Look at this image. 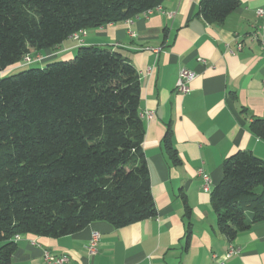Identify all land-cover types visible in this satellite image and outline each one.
<instances>
[{
  "label": "trees",
  "instance_id": "trees-1",
  "mask_svg": "<svg viewBox=\"0 0 264 264\" xmlns=\"http://www.w3.org/2000/svg\"><path fill=\"white\" fill-rule=\"evenodd\" d=\"M164 1L0 0V264L18 255L16 235L59 238L93 222L121 228L157 215L144 151L142 81L121 50L83 45L72 59L5 74L27 54ZM239 5L201 0L198 15L222 24ZM249 129L264 141V117ZM172 134L169 125L163 142L178 165ZM182 199L189 218L185 193ZM211 205L229 240L264 221V159L250 150L225 159Z\"/></svg>",
  "mask_w": 264,
  "mask_h": 264
},
{
  "label": "crops",
  "instance_id": "crops-1",
  "mask_svg": "<svg viewBox=\"0 0 264 264\" xmlns=\"http://www.w3.org/2000/svg\"><path fill=\"white\" fill-rule=\"evenodd\" d=\"M239 1L222 24H214L198 15L201 0H165L162 11L88 29L81 41L70 36L37 54L43 58L38 63L68 60L80 46H98L119 49L134 63L142 81L141 115L154 111L144 119V151L158 212L121 228L98 221L59 238L21 235L12 264H44V250L67 256L64 264H264V221L229 240L218 230L211 205L225 159L239 150L264 159V141L249 129L255 117H264V48L251 37L264 26V16L257 15L264 0ZM181 68L196 73L185 94L176 89ZM169 125L178 165L164 147ZM199 169L211 177L210 192ZM94 230L100 241L90 254ZM231 247L235 251L227 256Z\"/></svg>",
  "mask_w": 264,
  "mask_h": 264
},
{
  "label": "built area",
  "instance_id": "built-area-1",
  "mask_svg": "<svg viewBox=\"0 0 264 264\" xmlns=\"http://www.w3.org/2000/svg\"><path fill=\"white\" fill-rule=\"evenodd\" d=\"M162 9H163V6H162V4H160L154 8H150V9L145 10L140 15L143 14L145 16H149V15L155 13L156 11H162ZM167 14L171 17L174 16V13H171V12H168ZM257 15L263 17L264 16V9L263 8L258 9ZM86 33H87V30H85V29L80 30V31L72 34V37L78 41H81V37L83 35H86ZM130 33L132 35H134L133 32H130ZM251 37L255 40L256 39L260 40V42L264 48V26H260L259 31L254 32L251 35ZM238 47L241 48L242 43L238 42ZM31 58H32V56H31ZM31 58L29 56H27L26 60L27 59L31 60ZM202 62L206 63V60L202 59ZM195 77H196V73L194 71L187 69V68H181L179 71V76H178V80L176 83L177 91L181 94L188 93L191 90L190 84L195 79ZM153 115H154L153 110H146L142 114V117L146 120H150L153 117ZM199 174L203 180V189L207 192H210L211 191V183H212L211 177L207 173H205L202 169H199ZM20 237H21V235H16L14 239L17 241L20 239ZM99 241H100V233H99V231L94 230L92 232L91 241H90L89 246H88V250H89L90 254H96L97 248L99 245ZM234 251H235V249L233 247H231L227 256H230ZM67 260H68V257L65 255L57 256L49 250H44V261H45L44 264H64ZM213 264H224V260L219 259L218 261H216Z\"/></svg>",
  "mask_w": 264,
  "mask_h": 264
},
{
  "label": "rangeland",
  "instance_id": "rangeland-1",
  "mask_svg": "<svg viewBox=\"0 0 264 264\" xmlns=\"http://www.w3.org/2000/svg\"><path fill=\"white\" fill-rule=\"evenodd\" d=\"M27 56L31 58V54L26 55L23 59V65H19L15 68L8 70V72L5 75L11 74V73H17L20 70L28 69L30 67H45L48 62L52 61V60H48V61H43V62L38 63V61H41L43 59L41 55L38 57H36L37 55H34V57H32L31 60L30 59L26 60Z\"/></svg>",
  "mask_w": 264,
  "mask_h": 264
}]
</instances>
